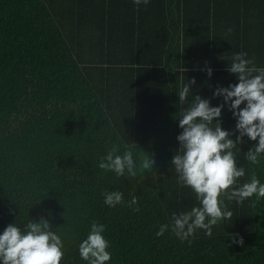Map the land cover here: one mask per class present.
Wrapping results in <instances>:
<instances>
[{"label": "trees", "instance_id": "16d2710c", "mask_svg": "<svg viewBox=\"0 0 264 264\" xmlns=\"http://www.w3.org/2000/svg\"><path fill=\"white\" fill-rule=\"evenodd\" d=\"M263 21L264 0H151L139 10L132 0H0V231L51 213L66 241L62 264H84L77 246L92 221L106 225L110 264H264V199L225 201L232 218L191 244L155 235L197 204L170 164L179 81L195 78L194 95L222 103L215 88L238 83L228 57L243 51L264 67V27L242 26ZM221 123L234 130L227 109ZM128 140L155 161L142 180L97 166ZM255 143L245 137L240 152ZM242 154L240 183L252 173L264 183V158L250 165ZM117 189L136 195L140 210L106 207L102 193Z\"/></svg>", "mask_w": 264, "mask_h": 264}, {"label": "clouds", "instance_id": "9594fccd", "mask_svg": "<svg viewBox=\"0 0 264 264\" xmlns=\"http://www.w3.org/2000/svg\"><path fill=\"white\" fill-rule=\"evenodd\" d=\"M150 2L132 0L137 10L141 6L146 8ZM247 56L246 52H235L225 60V70L234 75L238 83L215 88L211 99H222L216 106L209 98L193 94L191 86L196 84L195 78L178 83L176 95L182 108L174 114L173 120L178 121L181 131L176 137L179 147L170 164L177 185L190 189L197 204L189 210L173 212L170 222L161 224L155 232L158 238L171 232L182 242L191 244L198 230L211 237L214 226L233 216L225 201L242 205L247 200L254 205L264 199V183L255 173L240 183L246 169L240 163L237 166L238 156L242 154L239 145L245 137L256 143L242 154L243 158L250 165H258L264 158V67L256 66ZM179 71L184 73L186 69L180 67ZM206 72L211 78L212 69L206 66ZM225 109L235 120L233 131L222 127ZM138 149L130 141L113 144L97 166L117 178L131 180L139 176L142 180L146 171H152L155 161L139 149L145 154L141 158ZM102 195L108 208L124 205L133 211L140 210L134 194L130 193V200H125L124 192L119 189L105 191ZM48 216V219L28 216L26 222L20 224L15 219L0 231V264H62L66 261V241L58 232L60 227L53 229L51 213ZM105 233L106 225L91 222L85 238L77 246L78 257L84 264H110L111 245ZM230 239L243 246L242 237L232 234Z\"/></svg>", "mask_w": 264, "mask_h": 264}, {"label": "crops", "instance_id": "0c3cea01", "mask_svg": "<svg viewBox=\"0 0 264 264\" xmlns=\"http://www.w3.org/2000/svg\"><path fill=\"white\" fill-rule=\"evenodd\" d=\"M226 23H224L225 25ZM257 25V26H256ZM243 26V29L246 28V30H249V31H256L258 32L259 31V27H264V21H263V24H259V22H252V23H249V24H246V25H242ZM259 26V27H258ZM258 27V28H257Z\"/></svg>", "mask_w": 264, "mask_h": 264}]
</instances>
